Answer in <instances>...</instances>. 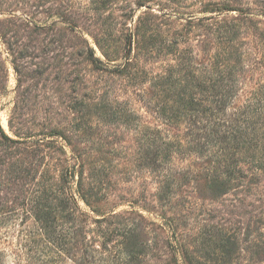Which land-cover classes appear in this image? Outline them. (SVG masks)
Returning a JSON list of instances; mask_svg holds the SVG:
<instances>
[{
	"label": "rangeland",
	"instance_id": "obj_1",
	"mask_svg": "<svg viewBox=\"0 0 264 264\" xmlns=\"http://www.w3.org/2000/svg\"><path fill=\"white\" fill-rule=\"evenodd\" d=\"M164 77L264 137V0H0L5 264H27L43 213L86 242L67 264H264V170L227 176L217 122L175 117Z\"/></svg>",
	"mask_w": 264,
	"mask_h": 264
},
{
	"label": "trees",
	"instance_id": "obj_2",
	"mask_svg": "<svg viewBox=\"0 0 264 264\" xmlns=\"http://www.w3.org/2000/svg\"><path fill=\"white\" fill-rule=\"evenodd\" d=\"M225 60V59H224ZM228 60V59H226ZM226 65V62L224 61V64ZM230 66V65H226ZM211 88L212 92L215 91L218 96L217 101L220 102V104H224L228 98V95H225L229 91L227 89L226 83L224 84L222 79H218L216 81L212 80ZM160 85H163L165 87H168L166 89L167 91L173 92V97L178 98L177 102L180 104V107H178L176 110H174V115L176 116H188L191 117L193 115H200V117L205 113L206 122L213 121L217 122L215 125H217V128L210 130L208 133L209 136L213 133L214 138L217 137L216 140H221L226 142V146L221 148L220 150L224 155L227 156L228 159L231 158L233 155H237V158H231V166L227 168V176L235 175V173H239L240 169L238 170L236 168V171L232 168V166L238 165L240 162H246L251 159L252 163L260 170H264V137H255V138H248V135L243 132L241 126L237 125V120L240 115L243 113L240 111L236 115L234 122H230L225 118V109L224 107L219 108H209L206 113V110L198 109L196 106L197 102H201L202 100L206 99L204 98L203 94V86L202 84H197L194 89L187 90L186 85L177 87V81L171 80V77H164L160 78L159 81ZM174 89V90H173ZM176 100V99H175ZM196 113V114H195ZM262 126L256 127L257 132H259L261 135L264 134V124H261ZM219 128L224 129L223 132L220 134ZM230 128L229 133H226V129ZM1 131V130H0ZM5 139L7 137L2 134ZM247 136V137H244ZM258 150L259 153L255 154L251 150ZM235 150V152H234ZM240 154V155H239ZM243 155V156H242ZM247 155V156H246ZM229 156V157H228ZM66 176L64 177V180H72L74 178V171H71L69 173H65ZM81 184L78 182V185ZM73 189V188H72ZM74 192H69V197L74 201L73 194ZM87 205V204H86ZM48 213V212H47ZM46 213V214H47ZM49 214V213H48ZM69 219L68 222L73 224L74 220H78L77 218H74V214H77L79 216L86 215L84 212L80 210L78 205L73 202V207H71ZM48 217V216H47ZM46 215L43 213V216L40 218H35L38 227L35 232V241L37 247L35 251H31L30 249L28 252H30V256L28 255V262L27 264H67L68 261L72 262L74 261L69 255L71 251V247L80 244L86 246V242L83 239L77 240L74 238V236H71L72 234V228L68 227L67 233L62 234L60 233V227L61 223L59 222V219L57 220L56 217H52L51 220H45ZM96 222L105 221V218H101L98 220H95ZM76 233V230H75ZM124 238L128 235L127 233L124 234ZM129 239V238H128ZM84 243V244H83ZM70 245V246H69ZM69 246V247H68ZM68 247V248H67ZM97 250H91L92 255V261L96 259ZM1 256V253H0ZM17 258H15V264H21L20 263V256L17 255ZM78 264H87L88 262L85 260L80 259L78 261ZM25 263V261H24ZM0 264H5L4 260L0 257Z\"/></svg>",
	"mask_w": 264,
	"mask_h": 264
}]
</instances>
